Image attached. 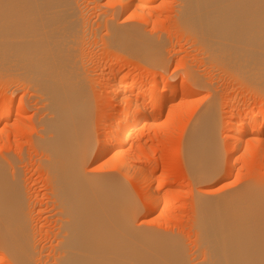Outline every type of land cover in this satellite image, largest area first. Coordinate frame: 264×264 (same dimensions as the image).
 Returning a JSON list of instances; mask_svg holds the SVG:
<instances>
[{"label": "bare ground", "instance_id": "1", "mask_svg": "<svg viewBox=\"0 0 264 264\" xmlns=\"http://www.w3.org/2000/svg\"><path fill=\"white\" fill-rule=\"evenodd\" d=\"M100 1L0 0V80L25 85L37 98V110L44 112L37 116L36 143L39 141L37 147H41L40 165L47 173L44 177L57 217L50 246L40 250L36 242L39 232L36 234L32 226L28 196L17 168L11 160H0V264H264V185L253 178L255 183L241 180L236 187L233 184L234 188L228 186L225 191L223 187L217 194L208 188L199 190L202 194L196 192L192 250L174 231L168 234L137 224L143 208L145 215L153 217L158 211L171 215L175 208L173 195L171 199L164 193L163 198L157 191L156 168H148L154 156L144 152L146 141L144 146L142 141L150 133L147 126L161 129L166 124L153 121L170 101L181 93H194L185 83L189 79L200 82L195 70L185 66L179 84L162 71L161 80L149 84L152 69H147L145 78L139 73L131 79L117 78L112 72L102 83L109 93L104 105L116 103L120 108L114 114L110 112L109 120L102 114L96 130L89 73L82 63L86 47L100 37L104 47L166 68L163 36H150L141 26L125 22L129 17L142 24L152 23L153 10L173 4L177 25L189 34L192 41L188 42L202 60L212 69L240 80L250 88L246 91L249 95L260 99L249 106L241 120L235 117L240 109L233 107L232 119L222 135L217 132L215 114L206 107L181 138L183 158L195 186L215 179L222 166H226L230 178L236 179L237 149L264 162V0H161L158 4L156 0H107L104 4L108 10L97 14L95 26L87 12L104 7ZM124 14L128 15L123 22L119 17ZM13 96L0 102V122L5 124L26 108L23 96L17 104ZM235 96L230 95L228 102H234ZM168 115L174 116V111L169 109ZM140 134L145 136L142 141L136 137ZM222 137L229 142L226 158ZM99 160L102 164L95 165L97 169L111 164L109 168L118 172L89 173L87 166Z\"/></svg>", "mask_w": 264, "mask_h": 264}, {"label": "rangeland", "instance_id": "2", "mask_svg": "<svg viewBox=\"0 0 264 264\" xmlns=\"http://www.w3.org/2000/svg\"><path fill=\"white\" fill-rule=\"evenodd\" d=\"M82 1L84 4L87 3V0H82ZM160 1L161 0H156L155 3L158 4ZM106 2L107 0H101L99 5H105ZM173 6H174L173 4L164 5L163 7L153 10L151 14L152 23H149V24H142L139 20L132 19V18L130 19L129 17L128 19L125 18L127 17L128 14L126 15L124 14L122 17L121 16L119 17L120 21L128 20L127 22H125V24L129 26L139 25L138 28H140L141 26L143 32H145L146 34L150 36H155L156 38L160 36L162 38L163 36L162 41L165 43L164 50H165V55L167 56V66L165 65L166 68L164 69L156 68L154 65L147 63V61L145 62L143 60L138 59L131 53H125L121 51L118 52L116 50L110 49L106 45L104 47V44L103 42H101L102 40H100L101 39L100 37H99L100 39L98 38L97 42L92 41V43L86 47V49L87 50L89 49V50L88 51L85 50L86 57L84 58L82 63H83V67L86 68L85 70L89 73V86L91 88L89 90L92 92L90 93H91V96L93 97L92 98L93 99V125L96 130H97L96 125H98V122H99L98 119H100L102 114L103 116L106 115L105 118L108 119L109 116L111 115L110 112L113 111L112 114H114L120 108V105L116 103H112L111 105L109 104L108 106L104 105V98L107 97L109 93H108V90L102 87L103 86L102 83L106 80V78L109 75L114 74L117 78L125 76L126 77L125 79H131L134 75L139 73L141 74L142 78H145V76L147 77V69H152L154 71V74L149 79V82H148L149 84H152V83H155L161 80L160 79L162 76L161 71L163 72V75H166L167 77H169V79L173 80V82H176L179 84L181 81L183 82L182 75L184 73L185 66L189 65V67H191L192 70L193 69L195 70L196 72L195 75H197V77L200 78V79H196V80H200V82L198 81L199 83L198 82L194 83L193 82L194 79L193 81L190 79L187 80L185 83L186 86L188 88L192 87L194 90V93L193 94H188V93L179 94V96L175 98L176 100L174 99L170 101L171 103L169 102L166 105L165 109L161 112L159 117L153 121L155 124L166 123L167 125L164 124L163 128L161 129H159V127L156 128L151 125L149 126L146 125L148 128L147 130L145 126V129L148 131L147 133L150 132L149 134L145 135L146 138H144L145 136H142L141 134L136 136L139 141L140 139L142 141L143 138L146 139L142 141L144 143L143 146L145 145V141L147 145V146L145 145L146 147L144 146L145 148L143 147V150L145 149L144 152L146 154H150L152 157L154 156V158L156 159L154 161V158H153V161L152 163L151 162L149 163L148 168L152 166L156 168L154 173L157 177H159V180L155 176V179H156L155 186L158 188L157 189L158 193L161 194L163 198L165 196H169L168 198H171V195H173L172 197L175 198V199L171 198L174 200L173 205L175 206V208H173V213H171V215L173 214L172 215L173 217H171L170 213H168L167 214L168 216H167V215H161V213H159L158 211L157 214L159 215L155 214V217L158 218L156 219L153 216H149L147 214L145 215L146 210H144L145 208H143L142 211L140 212L141 213L140 216L137 219V224L141 223V226L144 228L146 227V229H149V228L150 229L153 228L152 230L160 229L159 231L165 232L168 234L171 231H172L171 233H173L174 231L175 235L181 237L186 243V246H188L190 249L188 247L187 248L189 250H192L191 248H194L193 240H195V232L193 231L194 229L192 226V220H193L192 215L194 213V208L192 207V204L194 203L196 192H199L198 194H202L200 193L199 190H204L208 188L211 190H215L214 193L217 194V193H220L218 191L223 190L221 189L223 187H225V189L223 190L225 191L230 188H234L233 186L236 187L238 184H240L241 180L243 182L246 180L247 181L250 180L251 182L252 178L253 180H255L256 183H258V185H264V164H263L264 162H261L260 159L258 157H255L254 155L241 154L243 153L242 152L243 149L242 150L237 149L234 153V161H236L234 162V169L235 171L239 170V176L237 177L238 179L230 178L229 176L230 173L229 171H227L228 169L226 168V166H222L223 169H222V172H220L219 174L220 176L217 175L215 179L208 180L206 184L205 182L204 183L202 182V184L199 183V184H196L195 186V184L193 183L194 182L193 174L187 168L185 164V160L183 158V154H182V148H183L182 139L184 138V135H185L184 133L187 131V129L190 126L193 125L196 118L200 116L202 111L205 110L206 107H210L211 112L215 114L216 120L218 121L217 132L219 133V135H222L227 130V127H225L227 126V122L232 119L230 110L233 109V107L234 108L237 107L240 109V111L237 113V116H235L237 119L236 118L235 119L241 120L245 118L246 114L248 113L247 110L249 106L250 107L253 106L260 99L257 98L256 96L253 97L252 95H249L250 93H247V92L250 90V88L246 86L245 84H240L241 83L240 80L232 79L231 76H229L226 73H223V71L214 70V68L212 69L209 63H205L202 60V57L200 56V54H197V52L194 51L193 49L194 46L193 45L191 46L190 41L192 40L190 39L191 37L189 36V34H185L186 32L184 33V31H182V29H180V27L177 25V21L175 18L176 11H175V8H173ZM99 7L100 6L96 7V9L90 8V10L87 12V16L89 17L90 22L91 21L94 22L95 26L98 23L97 14L99 12H104L105 10H108L106 9V7L108 8L107 5H105L104 7L103 6L100 7L102 10H100ZM188 40L190 41L188 42ZM118 58H119V61H118ZM148 64L150 65V67L147 66ZM146 66L148 68H146ZM15 84L16 82L9 81L7 79L0 80V102L4 100L3 99L4 97L6 99L8 95L9 96L14 95L13 97L16 98V99L14 98L15 100L14 104L15 102L17 104L18 103L17 100H19L23 96L22 99L24 98L23 102L25 103V107H26L23 109L24 111L20 112V115L19 114L17 116L16 114L13 115V118L10 119V122L6 124L5 122H0V160L6 161L7 163L8 161L11 160L12 162L11 161L10 162L15 167L13 168L14 169L17 168L15 171L17 172V174H19L18 177L20 181L22 182L21 184L23 185L24 192H26L25 194L26 196H28L27 200L30 204L31 216L33 217L32 221L34 222V223L32 222L33 223L32 226L34 225L33 228L35 227L34 229L35 230L37 229L36 234L37 232H39V235H37L36 242L39 247L41 246L40 250L41 249L47 250L48 249L47 247L50 246V241L54 237L53 236L55 233L54 231H56V228H54V225L57 224L56 223L57 217L54 213L55 210H54L53 203L50 200L51 199L50 198L51 197L50 188L47 182V178H45L47 173H45L46 171H45L44 166L40 165V162H41L40 160L42 156V152L40 151L41 147L39 146L40 148L38 149L37 146H38L39 141L38 143H36L37 139L39 140L38 138V134H39L38 118L39 117L37 116L39 115L41 117L44 114V112L42 109H41L42 111H40V109L37 110L39 106V104L37 106V104L35 103L37 102V98L31 95L32 92H29L30 90L24 87L25 85H22V84L15 85ZM230 95L231 96L236 95L235 96L236 99L232 103L230 101L228 102L227 100ZM2 103L3 102H1V104ZM1 104H0V108H1ZM33 106H36V107H33ZM169 109H172V111H174V116L170 117V115H168ZM40 112H41V115H40ZM5 131L6 132L8 131V132L6 133ZM164 131L165 132L167 131V133H165ZM106 132H107V129L105 128V131L103 129V133L105 134ZM3 133H6V135ZM2 136L4 137V139ZM8 137H10V139ZM261 138L262 139L264 138V131L261 133ZM221 146L223 148L222 153L224 151L223 158H226L229 155L228 153H226L227 152L226 147L229 146V142L226 139H223V137L221 139ZM262 147L264 148V139L262 141ZM259 161L261 163H259ZM99 164H102V161L99 160L98 163L95 162L92 165L91 164L88 165L86 170L88 172L90 171L89 173L95 174V175H97L96 172L98 174H101V173L113 174L114 172H115L114 174H116V172H118V171H114L113 168H109V166L111 167V164H108L107 166H103V168L101 166L100 168L97 169L95 165L100 166ZM107 168L110 171L107 170ZM11 171H12V168H11ZM130 184H131V187H130L131 190H134L132 192L133 193L135 192L136 194L134 196L136 198H139L137 200L140 202L141 200H140V197L138 196L135 185L131 182ZM132 185L134 187H132ZM228 186L230 188H228ZM167 191L168 193L171 192L170 195L166 193ZM162 194H164L165 196ZM182 205H185V206H182ZM157 216H161V217H157ZM167 218H169L170 220ZM152 219L153 220L156 219V221H153ZM167 220H169V222ZM143 221L145 222L143 223ZM160 222L161 224H159ZM164 226L165 228L163 229ZM166 229L170 231L167 232ZM1 264H8V262L3 261L1 262Z\"/></svg>", "mask_w": 264, "mask_h": 264}]
</instances>
